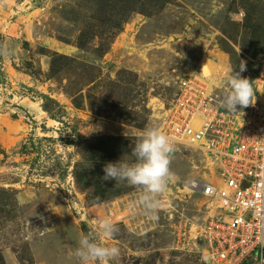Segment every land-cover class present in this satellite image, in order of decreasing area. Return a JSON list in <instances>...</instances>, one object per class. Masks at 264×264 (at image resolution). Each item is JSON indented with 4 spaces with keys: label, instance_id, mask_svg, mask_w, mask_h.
<instances>
[{
    "label": "rangeland",
    "instance_id": "rangeland-1",
    "mask_svg": "<svg viewBox=\"0 0 264 264\" xmlns=\"http://www.w3.org/2000/svg\"><path fill=\"white\" fill-rule=\"evenodd\" d=\"M137 1L0 0V264H80L78 241L103 218L118 229L105 242L120 250L109 264H210L175 247L176 221L207 217L205 200L184 190L200 175L197 153H171L154 220L142 189L101 177L108 162H135L181 73L209 59L225 78L243 61L254 82L264 0ZM53 53L70 60L51 68Z\"/></svg>",
    "mask_w": 264,
    "mask_h": 264
},
{
    "label": "built area",
    "instance_id": "built-area-1",
    "mask_svg": "<svg viewBox=\"0 0 264 264\" xmlns=\"http://www.w3.org/2000/svg\"><path fill=\"white\" fill-rule=\"evenodd\" d=\"M223 79L181 73L163 112L159 129L173 152L186 148L199 157L200 175L184 190L202 197L207 213L198 226L184 217L174 223L175 247H196L210 264H264V60L253 82L256 102L239 112L220 105L225 89L212 81Z\"/></svg>",
    "mask_w": 264,
    "mask_h": 264
},
{
    "label": "clouds",
    "instance_id": "clouds-1",
    "mask_svg": "<svg viewBox=\"0 0 264 264\" xmlns=\"http://www.w3.org/2000/svg\"><path fill=\"white\" fill-rule=\"evenodd\" d=\"M7 55L6 46L2 49ZM246 70L241 61L239 72L229 73L222 81H212L213 86L223 87L220 97L221 107L231 112H239L256 102V95L248 78L241 73ZM174 145L171 138L157 127H146L137 140L132 155L134 163L122 158L119 162H108L103 168L102 181L127 182L128 185L142 189L139 204L151 219H156V211L161 207L158 197L167 191L173 177L170 170L171 153ZM94 230L80 237L74 256L80 264H109L119 256V249L105 242L118 230L111 219L94 221Z\"/></svg>",
    "mask_w": 264,
    "mask_h": 264
},
{
    "label": "trees",
    "instance_id": "trees-1",
    "mask_svg": "<svg viewBox=\"0 0 264 264\" xmlns=\"http://www.w3.org/2000/svg\"><path fill=\"white\" fill-rule=\"evenodd\" d=\"M128 1H131V3L132 4H140L137 0H128ZM169 0H162L161 2V4H159V6L158 7H162L164 4H166L167 2H168ZM134 5H131V7H130V9L128 10V16H130V14L131 13H133L134 11ZM122 23L120 22H118L117 23V25L116 26H114L113 28H117L119 25H121ZM81 46V45H80ZM82 47V46H81ZM63 60H65V61H67V60H70L69 59V57H67V56H64V55H59V54H57V53H53L52 54V61H51V64H52V66H51V68H54L57 64H59L60 63V61H63ZM75 106L76 107H81L82 105H81V102H77V103H75ZM64 123H67V122H65L64 121ZM242 264H252V263H250V262H243Z\"/></svg>",
    "mask_w": 264,
    "mask_h": 264
},
{
    "label": "bare ground",
    "instance_id": "bare-ground-1",
    "mask_svg": "<svg viewBox=\"0 0 264 264\" xmlns=\"http://www.w3.org/2000/svg\"><path fill=\"white\" fill-rule=\"evenodd\" d=\"M54 47H59V46L54 45ZM62 48L66 49V51L69 50V47H67V46H63ZM60 50L61 49H59L58 51H60ZM207 62H208V65H205V61L202 62L200 64V66L198 67L197 72H199L201 74H205L209 77H212V76L216 75L218 72H220V71H218L220 69V67L217 66L218 64L215 63L214 65H212L213 61H211L209 59H207ZM216 67H219V68L217 69ZM225 73H227V71H225ZM118 218L124 219V215H119Z\"/></svg>",
    "mask_w": 264,
    "mask_h": 264
}]
</instances>
